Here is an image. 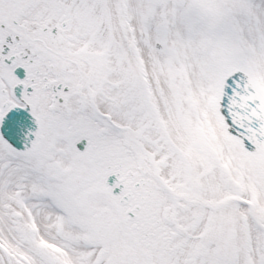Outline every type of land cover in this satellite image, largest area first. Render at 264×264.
Wrapping results in <instances>:
<instances>
[{
	"label": "snow or ice",
	"instance_id": "snow-or-ice-1",
	"mask_svg": "<svg viewBox=\"0 0 264 264\" xmlns=\"http://www.w3.org/2000/svg\"><path fill=\"white\" fill-rule=\"evenodd\" d=\"M0 264H264V0H0Z\"/></svg>",
	"mask_w": 264,
	"mask_h": 264
}]
</instances>
